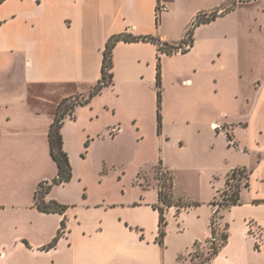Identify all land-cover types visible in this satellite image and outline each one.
Masks as SVG:
<instances>
[{"label":"crops","instance_id":"crops-1","mask_svg":"<svg viewBox=\"0 0 264 264\" xmlns=\"http://www.w3.org/2000/svg\"><path fill=\"white\" fill-rule=\"evenodd\" d=\"M158 1L168 6L159 19ZM229 1L0 2V264H168L173 256L180 264H185L180 257L190 253L196 241L206 242L212 237L211 219L215 210L212 202L217 190L225 186L228 173L235 167L250 170L249 185L242 189L240 203L223 210L222 228L228 233V241L207 264H264V141L257 140L253 145L245 140L244 131L250 132L253 126L250 119L211 123L212 128L219 125L224 131H229L234 147L249 159L229 166L222 176L214 177L210 195L201 199L187 196V191L179 186L181 168L166 163L174 176L175 202L198 204L181 209L175 204L166 210L168 225L164 244L157 239L160 228V211L154 206L157 199L104 203L79 201L69 206L65 214L44 212L34 204L39 183L52 179L58 173L49 142V130L58 105L76 94L89 95L102 77L109 38L123 33L151 35L163 42L178 44L199 14L209 15L223 10ZM248 1L238 0L231 11L196 26L194 45L188 52L161 53L164 86L170 75L177 88L190 91L185 94L186 98L181 95L171 98L164 88L163 126L159 134L163 144L176 139L166 122L169 110L176 113L175 122L179 116L185 115L187 126L194 128L193 132H202L205 125L203 117L209 109L208 94L203 92L202 57L205 49L214 46L210 34L204 36L203 32L232 14L239 4ZM159 53L158 44L152 41L117 42L113 51V84L106 86L88 104L78 105L73 118L68 116L64 119V148L70 161L80 158L68 137L71 124L78 121L81 109L94 104L108 90H114L121 96L123 88L139 93L149 88L148 97L158 107L155 90H158ZM187 55H195L199 59L185 67L169 63L177 56ZM105 106L111 107L107 103ZM86 129L88 138L96 135L99 138L100 134L90 126ZM257 131L264 140V129L258 128ZM123 132L121 126H115L110 135ZM85 140L86 136L81 134L80 144ZM181 144H184L183 140ZM49 165L53 166L51 173L45 170ZM35 170L37 174H31L29 185L24 188L23 179L28 172ZM151 186L159 194V186ZM52 193L53 190L47 199H55ZM64 218L66 228L62 236L56 246L48 247ZM173 233L180 235L173 238ZM183 243L186 244L185 249Z\"/></svg>","mask_w":264,"mask_h":264},{"label":"rangeland","instance_id":"rangeland-1","mask_svg":"<svg viewBox=\"0 0 264 264\" xmlns=\"http://www.w3.org/2000/svg\"><path fill=\"white\" fill-rule=\"evenodd\" d=\"M237 1L230 0L224 6ZM209 34L214 46L205 49L202 57L203 92L208 94L209 106L203 117L205 125L202 132H193L194 128L186 124L185 115L179 116L180 119L175 122L176 113L169 110L166 122L176 139L163 144L159 138L162 130L159 132L158 129V107L148 97L149 88L141 93L123 88L121 96L114 90H108L94 104L81 109L78 121L69 128L71 146L79 152L80 158L71 160V180L53 186L52 195L56 200L68 206L79 201L139 202L142 199H157L155 203L158 204V191L151 185L168 183L164 174L168 170L166 163L181 168L178 173L180 189L186 190L187 196L201 199L210 195L214 177L222 176L233 164L248 161L249 158L238 152L228 139L223 126L212 128L211 123L216 120L250 119L253 126L250 132L244 131L245 140L253 145L257 140L264 141L257 131L258 128L264 129V0L239 4L232 14L218 20L208 31L204 30V36ZM198 59L195 55L177 56L169 63L185 67ZM162 88L171 98L175 95L186 98L185 94L190 93L188 89L177 88L170 75L165 86L163 80ZM155 92L157 97V88ZM85 97L76 94L70 101H82ZM106 103L111 107L107 108ZM87 126L100 134L99 138L98 135L88 138ZM115 126H121L124 132L111 136ZM81 134L86 136L82 144ZM52 169V165L45 168L50 173ZM33 173L37 174V171L28 172L23 179L24 188L29 185ZM218 221L222 229L221 219ZM179 235L173 233L172 237ZM183 247L186 248L185 243ZM208 247V243L203 242L193 251L207 253ZM170 251L175 252L173 249ZM200 257L187 253L180 259L185 264H191L198 262ZM175 263L180 264L173 256L168 264Z\"/></svg>","mask_w":264,"mask_h":264},{"label":"trees","instance_id":"trees-1","mask_svg":"<svg viewBox=\"0 0 264 264\" xmlns=\"http://www.w3.org/2000/svg\"><path fill=\"white\" fill-rule=\"evenodd\" d=\"M3 0H0L2 2ZM235 4H231L228 7H225L223 10H217L211 12L209 15L199 14L194 20L193 24L188 28L186 36L178 44H169L163 42L161 39L151 36V35H132L128 33H123L119 35H112L105 49L104 62L102 67V77L100 80L92 87L88 96L85 97L82 101L71 102V97L64 99L57 108V112L54 118L53 123L51 124L49 130V142H50V151L52 158L55 160L58 166V173L55 177L50 180H44L39 183L35 191V206L44 212H55L60 214H65L68 205L59 202L56 199H47L48 194H50L53 186L58 184H63L71 180L73 175V167L68 155V152L64 148V137L62 133V125L64 119L68 116L74 117L75 109L78 105L88 104L92 98L100 94L106 86L113 84V51L118 41H152L158 44L159 47V65H158V74H157V93H158V129L159 132L162 130L163 119L161 113L162 107V94H163V80H162V65H161V53L175 54V53H186L194 45V28L202 23L211 22L216 19L218 16L223 15L232 9H234ZM160 14H158V19ZM189 44L190 47H185ZM229 140H232L230 133H227ZM234 145V143H233ZM168 183H163L159 185V203L154 206L160 211V228L158 235V242L164 244V238L167 234V225L168 221L165 217V211L172 205L177 204L178 208L181 209L184 206H193L198 203H181L175 202L173 196V186H174V176L170 169L166 171ZM164 176L163 173H160ZM250 178V170L246 167H235L233 168L226 177L225 186L223 189H218L216 197L212 202L215 206L214 214L211 219V228H212V237L206 241L209 247L207 248V253L200 252L194 248H199L203 243L201 241H196L192 249L190 250V255L193 257L201 256L198 262H192L191 264H207L213 258H215L222 247L228 241V233L225 228L220 227L218 219L220 220L223 217V210L229 209L233 205L240 203L241 191L243 188L248 187ZM219 197L221 199H219ZM66 228V219L62 221L61 227L58 231V234L54 240L49 244L48 247H54L58 243L60 237L63 234V230ZM216 238V239H215Z\"/></svg>","mask_w":264,"mask_h":264},{"label":"built area","instance_id":"built-area-1","mask_svg":"<svg viewBox=\"0 0 264 264\" xmlns=\"http://www.w3.org/2000/svg\"><path fill=\"white\" fill-rule=\"evenodd\" d=\"M168 9V6H167V4L165 3V2H163V1H158V4H157V11H158V14H161L163 11H166ZM185 47H190L189 46V44H187V45H185ZM180 53V52H179ZM217 127L219 128V127H222V126H219V125H217ZM225 133L227 134V133H230L229 131H225ZM230 141H232V143H234V141H233V139L232 140H230ZM216 239V238H215Z\"/></svg>","mask_w":264,"mask_h":264}]
</instances>
